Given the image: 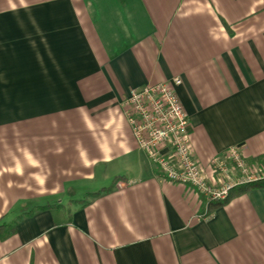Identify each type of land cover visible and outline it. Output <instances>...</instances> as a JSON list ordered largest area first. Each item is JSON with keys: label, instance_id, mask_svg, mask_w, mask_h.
I'll use <instances>...</instances> for the list:
<instances>
[{"label": "crops", "instance_id": "1", "mask_svg": "<svg viewBox=\"0 0 264 264\" xmlns=\"http://www.w3.org/2000/svg\"><path fill=\"white\" fill-rule=\"evenodd\" d=\"M177 76L206 173L264 164V0H0V264H264V187L210 210L125 117Z\"/></svg>", "mask_w": 264, "mask_h": 264}, {"label": "built area", "instance_id": "2", "mask_svg": "<svg viewBox=\"0 0 264 264\" xmlns=\"http://www.w3.org/2000/svg\"><path fill=\"white\" fill-rule=\"evenodd\" d=\"M181 76L152 85L131 88L122 108L139 147L150 162L173 182L188 183L204 193L209 201L226 199L236 184L264 178V164L250 163L233 145L211 162L206 173L195 154L191 121L177 88Z\"/></svg>", "mask_w": 264, "mask_h": 264}, {"label": "trees", "instance_id": "3", "mask_svg": "<svg viewBox=\"0 0 264 264\" xmlns=\"http://www.w3.org/2000/svg\"><path fill=\"white\" fill-rule=\"evenodd\" d=\"M119 179H121V177L116 176V179L112 182V184L102 188L97 192H92L89 197L95 198V197L103 196L104 194L113 191ZM261 187H264V178H261V180H256V181H248V183L236 184L235 187L231 189L226 199H223L222 201H210L209 209L213 211L215 208L222 206V204L229 202L236 195L244 194L251 189L261 188ZM15 230H16L15 223L7 224V223H2L0 221V237H6L11 234H14Z\"/></svg>", "mask_w": 264, "mask_h": 264}]
</instances>
